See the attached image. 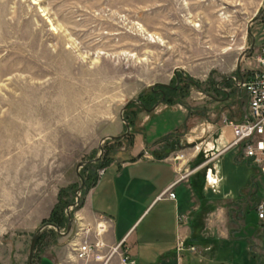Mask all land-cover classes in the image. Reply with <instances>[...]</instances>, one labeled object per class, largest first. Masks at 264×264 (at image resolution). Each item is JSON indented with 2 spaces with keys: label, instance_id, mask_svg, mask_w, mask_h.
Returning a JSON list of instances; mask_svg holds the SVG:
<instances>
[{
  "label": "rangeland",
  "instance_id": "obj_1",
  "mask_svg": "<svg viewBox=\"0 0 264 264\" xmlns=\"http://www.w3.org/2000/svg\"><path fill=\"white\" fill-rule=\"evenodd\" d=\"M263 8L264 0H0V264H30L33 237L45 225L33 264L72 254L86 190L111 162L134 159L138 121L157 100L190 115L217 114L225 80L235 83L257 65L264 12L253 36L248 25ZM163 85L178 86L165 101L152 92ZM131 100L128 135L108 138L127 131L121 112ZM100 146L103 163L78 171ZM259 184L264 198V175ZM77 202L67 233L68 207ZM241 220L256 240L252 264H264V219L252 200Z\"/></svg>",
  "mask_w": 264,
  "mask_h": 264
},
{
  "label": "crops",
  "instance_id": "obj_2",
  "mask_svg": "<svg viewBox=\"0 0 264 264\" xmlns=\"http://www.w3.org/2000/svg\"><path fill=\"white\" fill-rule=\"evenodd\" d=\"M215 102L208 117L167 103L141 116L134 159L111 162L86 190L75 243L104 219L107 244L125 241L137 264H252L256 240L241 217L262 197L261 174L227 148L234 140L227 122L245 118L248 100L238 90ZM168 138L192 145L165 147ZM171 187L176 198L166 194Z\"/></svg>",
  "mask_w": 264,
  "mask_h": 264
},
{
  "label": "built area",
  "instance_id": "obj_3",
  "mask_svg": "<svg viewBox=\"0 0 264 264\" xmlns=\"http://www.w3.org/2000/svg\"><path fill=\"white\" fill-rule=\"evenodd\" d=\"M237 84L247 97L248 108L242 121L228 120V125L233 129L234 140L227 148L236 147L240 158L264 175V43L259 49L257 65L240 79L237 78ZM178 157L177 155L176 158ZM166 194L170 198H176L172 187ZM255 208L264 219L263 197L256 201ZM107 230V221L104 219L98 223L96 233L86 225L83 242L76 246V251H72L71 255L77 258L73 260V264H114L116 257L120 264H137L125 246V241L113 246L107 244L104 239ZM66 260L71 259H63L59 264H64Z\"/></svg>",
  "mask_w": 264,
  "mask_h": 264
},
{
  "label": "water",
  "instance_id": "obj_4",
  "mask_svg": "<svg viewBox=\"0 0 264 264\" xmlns=\"http://www.w3.org/2000/svg\"><path fill=\"white\" fill-rule=\"evenodd\" d=\"M263 12H264V8H263V10H262L259 14H257L254 18H252V20L249 22V25H248V33H249L250 35L253 36V32H252V29H251L253 23H254L257 19H259V17L263 14ZM255 46H256V38L253 37L252 45H251L247 50L243 51V52L241 53L240 57H239L238 64H237V72H238L239 75H241V62H242L244 56H245L249 51H252V50L255 48ZM235 79H237V78L235 77ZM163 86H169V85H163ZM162 100L164 101V100H165V97H164ZM131 103H133V100L129 101L128 104L123 108V110H122V112H121V117H122L123 121L125 122V124H126V126H127V131H126L125 133H123L122 135H120V136H109L108 138L113 139V140H117V139H119V138H122V137L126 136V135L129 133V131H130V125H129V123L127 122V120L125 119V117H124V111L127 109V107H128ZM160 103H162V101H158V102H157L152 108L147 109V110H148L149 112L155 110V109L160 105ZM108 138H107V139H108ZM105 140H106V139H104L102 142H104ZM100 150H101V154H100V156H99L97 159H95V160H93V161H89V162H82V163H80V164L78 165V171H80V168H81V167H83V166H85V165H87V164H89V163L100 161V160L102 159L103 152H104V148H103V146H100ZM79 176H80V178L82 179V186H81V187L79 188V190H78V191L80 192V191H82V190L84 189L86 183H85L84 179L82 178L80 172H79ZM77 200L80 201L79 199H77ZM78 203H79V202L74 203V204H71V205L68 207V218H69V223H68V232H67V233H69V232L71 231V229H72V225H73L72 215H71V212H69V210L71 209L72 206H73V207H78V205H79ZM48 225H49V224H48ZM50 225L53 226V227H55V228L57 229L58 233H61V228H60L59 226H57V225H55V224H50ZM46 226H47V225H45L44 227H46ZM44 227H43V228H44ZM43 228H41V229L35 234V236L33 237L32 244H31V248H30V264H33V257H34V251H35L36 243H37V240H38V233H39L40 231H42Z\"/></svg>",
  "mask_w": 264,
  "mask_h": 264
},
{
  "label": "flooded vegetation",
  "instance_id": "obj_5",
  "mask_svg": "<svg viewBox=\"0 0 264 264\" xmlns=\"http://www.w3.org/2000/svg\"><path fill=\"white\" fill-rule=\"evenodd\" d=\"M236 78L240 79L241 76H238ZM187 80H189V82L193 83V85L197 86V84H195L189 78ZM232 81H233L232 78L231 79L228 78V79L225 80V83H224L225 86H223V88L221 89V92H222L221 96L222 97H218L217 96V97H215L216 99L226 100V99H229L232 96L233 91H234V87L238 88L237 79L234 78L235 83H231ZM177 87L178 86H164V87L160 86V87H157V88L153 89L152 92L155 93L157 96H160L161 99H163L165 97V100H168L170 98L169 93L175 91ZM218 89L220 91V87H218ZM238 89H239L240 92H242V89H240V88H238ZM157 101H159V100H157ZM139 102H140L141 106L146 108V103L144 101L139 100ZM156 103L157 102H155V104ZM155 104H153V105H155ZM151 108H152V106H151ZM255 205H256V202H255Z\"/></svg>",
  "mask_w": 264,
  "mask_h": 264
},
{
  "label": "bare ground",
  "instance_id": "obj_6",
  "mask_svg": "<svg viewBox=\"0 0 264 264\" xmlns=\"http://www.w3.org/2000/svg\"><path fill=\"white\" fill-rule=\"evenodd\" d=\"M161 105V104H160ZM179 157V159H182V158H184V155H178ZM79 206V205H78ZM255 210H256V208H255ZM81 244V242H79V243H73L72 244V247H73V249H72V251H76V246H78V245H80ZM69 257V259H71V260H66V262H64V264H73V260H75V259H77V258H75L73 255H69L68 256Z\"/></svg>",
  "mask_w": 264,
  "mask_h": 264
},
{
  "label": "trees",
  "instance_id": "obj_7",
  "mask_svg": "<svg viewBox=\"0 0 264 264\" xmlns=\"http://www.w3.org/2000/svg\"><path fill=\"white\" fill-rule=\"evenodd\" d=\"M104 157H105V155H104ZM104 157H103L102 161L100 162V165L103 163V161H104ZM95 181H96V180H95ZM54 223L60 226L59 223H57V222H54Z\"/></svg>",
  "mask_w": 264,
  "mask_h": 264
}]
</instances>
